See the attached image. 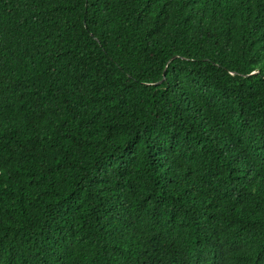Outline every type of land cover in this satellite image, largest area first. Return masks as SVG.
I'll return each mask as SVG.
<instances>
[{
    "label": "trees",
    "instance_id": "16d2710c",
    "mask_svg": "<svg viewBox=\"0 0 264 264\" xmlns=\"http://www.w3.org/2000/svg\"><path fill=\"white\" fill-rule=\"evenodd\" d=\"M0 264H264V0H0Z\"/></svg>",
    "mask_w": 264,
    "mask_h": 264
}]
</instances>
